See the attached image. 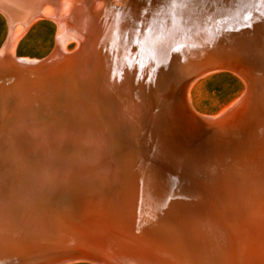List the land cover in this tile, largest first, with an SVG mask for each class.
I'll return each instance as SVG.
<instances>
[{
    "label": "water",
    "instance_id": "95a60500",
    "mask_svg": "<svg viewBox=\"0 0 264 264\" xmlns=\"http://www.w3.org/2000/svg\"><path fill=\"white\" fill-rule=\"evenodd\" d=\"M0 13V264H264V0ZM37 17L53 49L13 55ZM214 70L244 90L197 113L188 87Z\"/></svg>",
    "mask_w": 264,
    "mask_h": 264
},
{
    "label": "rangeland",
    "instance_id": "374dc122",
    "mask_svg": "<svg viewBox=\"0 0 264 264\" xmlns=\"http://www.w3.org/2000/svg\"><path fill=\"white\" fill-rule=\"evenodd\" d=\"M57 26L47 18L31 23L17 38L14 53L25 58H40L47 55L54 47ZM7 34L6 18L0 13V46ZM66 49L74 47L75 42L65 43ZM244 90L240 77L230 71L219 70L201 77L191 91L190 106L200 114H216L221 107L227 105ZM70 264H92L74 262Z\"/></svg>",
    "mask_w": 264,
    "mask_h": 264
},
{
    "label": "bare ground",
    "instance_id": "6f19581e",
    "mask_svg": "<svg viewBox=\"0 0 264 264\" xmlns=\"http://www.w3.org/2000/svg\"><path fill=\"white\" fill-rule=\"evenodd\" d=\"M41 18H47V19H49V17H37V18H35L31 23H34L35 21H37L38 19H41ZM50 20H51V18H50ZM52 21H54L53 19H52ZM30 23V24H31ZM54 23L56 24V26H57V23L54 21ZM27 28V27H26ZM25 28V29H26ZM16 42V41H15ZM14 45H15V43H14ZM64 49L65 50H67L66 49V45H64ZM14 53V46H13V49H12V54ZM13 55H15V54H13ZM215 71H219V70H214V71H210V72H206L205 74H203V75H201V76H198L196 79H194L192 82H191V84L189 85V87H188V100H189V103L192 105V102H191V91H192V89H193V87H194V85H195V83L201 78V77H203V76H205V75H208V74H210V73H212V72H215Z\"/></svg>",
    "mask_w": 264,
    "mask_h": 264
}]
</instances>
